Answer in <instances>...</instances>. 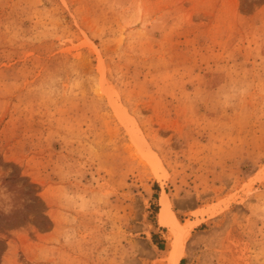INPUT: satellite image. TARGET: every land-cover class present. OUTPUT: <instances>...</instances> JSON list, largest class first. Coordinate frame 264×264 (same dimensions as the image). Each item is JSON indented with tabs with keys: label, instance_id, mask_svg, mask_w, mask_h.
<instances>
[{
	"label": "rangeland",
	"instance_id": "rangeland-1",
	"mask_svg": "<svg viewBox=\"0 0 264 264\" xmlns=\"http://www.w3.org/2000/svg\"><path fill=\"white\" fill-rule=\"evenodd\" d=\"M0 183V264H168L161 192L178 264H264V0H0Z\"/></svg>",
	"mask_w": 264,
	"mask_h": 264
},
{
	"label": "clouds",
	"instance_id": "clouds-1",
	"mask_svg": "<svg viewBox=\"0 0 264 264\" xmlns=\"http://www.w3.org/2000/svg\"><path fill=\"white\" fill-rule=\"evenodd\" d=\"M80 82H73V91L79 87ZM38 91L40 94L48 100H54L58 93L52 92L47 89H41L38 86ZM249 86L246 84H234L227 89L221 90L219 94L220 105L224 108L233 107L237 102H239L243 97L248 94ZM102 199V198H101ZM62 200L66 207L76 211L78 213H86L91 210L93 205L92 198H85L70 192H65L62 195ZM12 209V194L7 191V188L0 183V210H3L5 213L10 212ZM76 218L70 216L66 219L67 224H74ZM63 241L65 246H72L77 240V234L75 230L71 227H65L57 240V243ZM48 252L47 250H42L40 253V259L42 261L47 260Z\"/></svg>",
	"mask_w": 264,
	"mask_h": 264
},
{
	"label": "bare ground",
	"instance_id": "bare-ground-1",
	"mask_svg": "<svg viewBox=\"0 0 264 264\" xmlns=\"http://www.w3.org/2000/svg\"><path fill=\"white\" fill-rule=\"evenodd\" d=\"M159 205V222L161 223V225L169 227L171 231L176 234V238L172 239L170 242V249L168 251L167 262L168 264H178L182 255V248L180 247L178 234L182 227L170 207L169 200L165 192H161L160 194Z\"/></svg>",
	"mask_w": 264,
	"mask_h": 264
}]
</instances>
